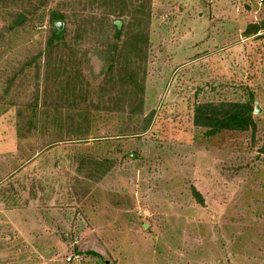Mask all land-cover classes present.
Masks as SVG:
<instances>
[{"label":"rangeland","instance_id":"obj_1","mask_svg":"<svg viewBox=\"0 0 264 264\" xmlns=\"http://www.w3.org/2000/svg\"><path fill=\"white\" fill-rule=\"evenodd\" d=\"M259 22L264 0H153L143 134L66 108L21 129L0 103V264H264V30L242 34ZM250 94L254 132L192 124L194 103Z\"/></svg>","mask_w":264,"mask_h":264},{"label":"trees","instance_id":"obj_2","mask_svg":"<svg viewBox=\"0 0 264 264\" xmlns=\"http://www.w3.org/2000/svg\"><path fill=\"white\" fill-rule=\"evenodd\" d=\"M152 7L153 0H0V103L16 108L19 128L45 126L51 114L66 108L140 116L138 129L145 133L155 115L154 109L145 114ZM260 30L264 22L250 23L242 34L259 37ZM36 34L43 38L38 47ZM253 111L251 94L200 101L193 105L192 124L208 137L254 132ZM191 192L204 205L199 191Z\"/></svg>","mask_w":264,"mask_h":264},{"label":"built area","instance_id":"obj_3","mask_svg":"<svg viewBox=\"0 0 264 264\" xmlns=\"http://www.w3.org/2000/svg\"><path fill=\"white\" fill-rule=\"evenodd\" d=\"M259 2H261L262 0H258ZM80 259V256L78 255V254H73V253H71V255H69V257H67V260L69 261V260H73V261H75V260H79Z\"/></svg>","mask_w":264,"mask_h":264},{"label":"crops","instance_id":"obj_4","mask_svg":"<svg viewBox=\"0 0 264 264\" xmlns=\"http://www.w3.org/2000/svg\"><path fill=\"white\" fill-rule=\"evenodd\" d=\"M37 206H38V205H37ZM37 206L35 207V210H36L37 213L39 212V210L44 209L43 207H42V209H41V208H39V207H37ZM25 210H27V209H24V211H25ZM40 218H41V216H39L38 220H40ZM43 221H45V220L43 219ZM43 221H42V222H43ZM40 225H42V223H40Z\"/></svg>","mask_w":264,"mask_h":264},{"label":"water","instance_id":"obj_5","mask_svg":"<svg viewBox=\"0 0 264 264\" xmlns=\"http://www.w3.org/2000/svg\"><path fill=\"white\" fill-rule=\"evenodd\" d=\"M255 109L257 110L258 108H257V107H255Z\"/></svg>","mask_w":264,"mask_h":264}]
</instances>
